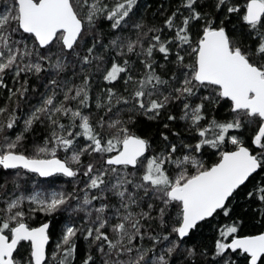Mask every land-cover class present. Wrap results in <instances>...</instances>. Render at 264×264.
<instances>
[{
    "label": "snow or ice",
    "instance_id": "6c2138e0",
    "mask_svg": "<svg viewBox=\"0 0 264 264\" xmlns=\"http://www.w3.org/2000/svg\"><path fill=\"white\" fill-rule=\"evenodd\" d=\"M261 229L264 0H2L0 264H264Z\"/></svg>",
    "mask_w": 264,
    "mask_h": 264
},
{
    "label": "trees",
    "instance_id": "16d2710c",
    "mask_svg": "<svg viewBox=\"0 0 264 264\" xmlns=\"http://www.w3.org/2000/svg\"><path fill=\"white\" fill-rule=\"evenodd\" d=\"M148 3L153 5V7H155L156 5H159L161 3L166 4L167 0H148ZM0 6H2V0H0ZM101 86H103V85H101ZM177 126H179V124ZM31 140H32V137H29L30 142H31ZM217 221H219V223H225V220L221 216V217H217V218H208V222L203 224L201 233L198 234V238L200 240H202L205 244H208L212 241L214 230L218 231ZM60 224H61V217H55L53 219V223L50 225V229H51L50 235H51L52 239L48 245L49 249H51V247L54 243V239L56 238V235L58 234V229H59ZM251 230H252V223L246 219L245 225L241 231L243 234H249ZM261 230H263V229H261Z\"/></svg>",
    "mask_w": 264,
    "mask_h": 264
},
{
    "label": "rangeland",
    "instance_id": "374dc122",
    "mask_svg": "<svg viewBox=\"0 0 264 264\" xmlns=\"http://www.w3.org/2000/svg\"><path fill=\"white\" fill-rule=\"evenodd\" d=\"M56 240V238L54 239V241Z\"/></svg>",
    "mask_w": 264,
    "mask_h": 264
},
{
    "label": "water",
    "instance_id": "95a60500",
    "mask_svg": "<svg viewBox=\"0 0 264 264\" xmlns=\"http://www.w3.org/2000/svg\"><path fill=\"white\" fill-rule=\"evenodd\" d=\"M264 230V229H263Z\"/></svg>",
    "mask_w": 264,
    "mask_h": 264
}]
</instances>
